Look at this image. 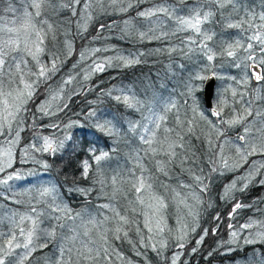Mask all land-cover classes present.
Masks as SVG:
<instances>
[{"label": "snow or ice", "instance_id": "1", "mask_svg": "<svg viewBox=\"0 0 264 264\" xmlns=\"http://www.w3.org/2000/svg\"><path fill=\"white\" fill-rule=\"evenodd\" d=\"M133 6L132 0H0V207L8 206L0 215V264H31L33 254L50 244L55 251L45 264H114L113 257L121 264H133L113 243H132L133 228L140 248H150L160 264H186V256L198 254L209 235V229L200 233L197 229L203 212L212 206L218 177L232 174L218 193L220 200L231 202L229 220L238 210L253 206L240 199L250 187H264V0L259 11L248 0H161L138 11L136 15L150 27L136 31V39L179 41L156 50L178 53L188 62L167 66L178 77L177 87L167 96L101 89L96 99L88 101L91 107L83 119L76 114L75 120L37 125L36 113L50 118L66 114L72 98L84 91L83 86L70 87L79 73H68L55 86L50 83L74 54L79 59L73 69L90 61L82 73L84 81L107 68L141 62L143 53L101 57L97 53L109 47H85L77 53L74 45L77 37L87 39L88 27L98 16L109 10L126 13ZM123 23L124 36H131V20ZM113 26L100 23L92 39ZM114 60L119 63L114 65ZM225 67L239 70V75L220 70ZM41 85L47 98L33 112L29 103ZM160 87L167 90L166 84ZM103 97L124 111L115 115L100 108ZM37 127L55 131L43 135ZM26 128L33 137L22 149L21 163L27 157L47 171L51 166L43 154L55 157L67 152L79 157V176L65 184L17 185V181L33 185L32 178L38 175L14 167V152ZM193 138L205 144V158L194 150ZM122 143L136 147L121 157ZM226 146L240 162L229 163ZM253 156L262 159L249 162ZM244 164L248 167L240 171ZM82 181L88 186L81 187ZM93 193L106 202L91 210H76L70 203L77 194ZM25 194L30 195L27 210H13L11 206L25 203L19 199ZM221 219L219 214L213 217V235ZM169 220H174V227ZM228 229V240L208 251L205 259L242 251L239 239L249 230L243 244L260 247H253L236 264H264V220L250 218L237 227L229 223ZM170 247L175 250L169 255ZM135 255L151 264L139 248Z\"/></svg>", "mask_w": 264, "mask_h": 264}, {"label": "trees", "instance_id": "2", "mask_svg": "<svg viewBox=\"0 0 264 264\" xmlns=\"http://www.w3.org/2000/svg\"><path fill=\"white\" fill-rule=\"evenodd\" d=\"M161 0H143L141 3H136V0H132L134 6L128 10L126 13L112 12L109 10V14L98 16L96 19L92 21V23L88 27V31L86 33L87 39L76 38L74 40V45L76 52L83 50L85 47H98L105 48L109 47L110 50L107 52L97 53L98 56H119L121 53L125 54H140L139 56L140 63L134 64L128 67L119 66V67H111L107 68L104 72H98L91 76L90 80L84 81L82 79L83 70L87 67L90 61L86 60L81 62L78 67L73 69V64L77 62L79 59L78 55L74 54L71 58L67 59L66 63H64L61 71L57 74L53 85L55 86V82L59 81V79L63 76H66L68 73H72L76 75V80H74L73 85L70 86L72 88H77L83 86L84 91L80 95L74 96L69 103L70 110H66L65 113H60L58 117H41L40 113H36L37 116V125L48 124L51 120L59 119L61 121H67L69 118L75 120L77 119V115L79 114V118L83 119V113L91 107L88 104V101L96 99L98 93L101 89H131L137 94L143 96L145 92L151 94L152 92L161 93L165 96L173 89L177 87L178 77H174L171 72L168 71V65L171 63L173 67L177 63H188L184 60L182 56L178 53H172L169 55L166 51L157 52V49H166L170 44L179 42L176 38H172L171 40H144L139 41L136 39V31H147L150 27V24L144 18H140L136 15L138 11L144 10L149 6L159 2ZM250 4L259 9L260 0H248ZM19 7V4L16 5ZM125 20H131L130 29H132L131 36H124V33L121 31L124 29ZM100 23L104 24H114L111 29H106L102 33H100V38L93 40L92 37L97 36L98 34V25ZM235 31V30H233ZM71 35H75V27L72 26ZM124 36V38H122ZM60 40H63V35L60 36ZM119 61L114 60L113 64H118ZM189 67L192 68L193 65L189 64ZM186 75V73H185ZM166 84L167 90L161 89L160 85ZM93 89L92 91H87V89ZM179 90V89H177ZM47 98V92L43 85L38 89V95L34 97V102L29 103V108L35 112L36 106L41 103L43 100ZM103 103L98 105L100 108L107 109L110 113L119 115L124 111L123 107L117 105L115 101L110 100L108 97H103ZM203 102V96L201 100ZM135 115V114H134ZM28 119L31 120V115L28 116ZM201 128L205 131L207 130L206 125H201ZM205 128V129H204ZM38 132H41L43 135H50L54 132V129L40 128L36 129ZM238 131V129L236 130ZM60 135L59 132L56 133ZM231 135H235V132L231 133ZM33 133L31 129L26 128L24 132L21 133V141L20 144L15 149V160L14 167L19 168L23 171L35 170L38 175L37 177H33V185H28L24 181L15 182L17 185L23 184L25 187H33L37 182L44 183H70L73 178L79 176L78 171V159L79 157L71 156L69 153H65L64 155H56L55 157L49 156L47 153L43 154V159L47 160L49 165L51 166L47 171L37 165L33 160L23 157L27 160L26 163H21V152L22 149L32 142ZM193 145H195V151L201 156V158H205V144L202 140H196L193 138ZM136 147L135 144H130L128 147L122 143L120 145V156L124 157L131 151L132 148ZM38 158H40L41 154H36ZM259 158L260 156H253L251 158ZM262 158V157H260ZM250 162V160H249ZM121 165H123V159L120 160ZM247 164L240 169L243 171L246 168ZM67 177V181H66ZM232 174L228 173L223 177H218L216 183L213 187L212 192V206L208 207L206 211L203 212L200 218V229L207 228L209 229V235L205 238L204 244L201 246V250L198 254H191L186 256V263L190 264H236L237 261L241 260L243 257H246L248 253H250L253 247L256 246H242L239 245L243 250L236 251L231 254H219L216 253L210 259H205L207 256V252L216 248L217 245L222 241H227L229 238V229L228 224L232 223L234 227L244 224L250 218L256 220H264V187L253 186L244 193L240 199L245 204L253 205L252 207H247L238 210V214L232 219L229 220L228 214L232 210L231 202H225L218 198V193L221 190L223 184L227 183L229 179H231ZM89 184L88 181L80 182L81 187H87ZM24 189L21 188L20 191ZM19 199L23 200L25 203L23 205H13L11 206L13 210L23 212L22 210H27V201L30 199V195L25 194L19 197ZM106 202L104 199H97L95 193H93L89 197H82L79 194L72 197L70 200L71 205L76 210H81L83 208L93 209L95 205ZM2 203V202H0ZM8 211V206L0 207V215L5 214ZM219 214L221 216V221L219 224V229L216 234L213 235L211 230L216 227V221L213 220V217ZM171 227H174L175 224L173 221L170 222ZM146 232V230H145ZM129 238L132 243H129L128 240H116L113 241L114 246L121 251L125 257L131 259L133 264H146L144 256H136L135 252L139 248L142 252H146L147 261H150L151 264H160L159 258L156 256L150 248L143 249L139 246L140 237L135 232V229L129 231ZM193 238H196L194 235ZM133 244L136 245V248L133 247ZM172 240H169V245L171 246ZM191 245L186 247L184 250L186 253L190 251ZM171 247L168 249V254H171ZM55 251L54 245L50 244L48 248L43 250H38L33 254V258L31 260V264H45V260L47 257L52 256ZM187 260H189L187 262ZM114 264H121L119 260H116L113 257Z\"/></svg>", "mask_w": 264, "mask_h": 264}, {"label": "rangeland", "instance_id": "3", "mask_svg": "<svg viewBox=\"0 0 264 264\" xmlns=\"http://www.w3.org/2000/svg\"><path fill=\"white\" fill-rule=\"evenodd\" d=\"M161 1H159V2H157V3H155V4H153V5H151V6H149L148 8H151V7H153L154 5H156V4H159ZM253 7H255V6H253ZM148 8H146V9H148ZM256 8V7H255ZM256 10L257 11H259L260 9H257L256 8ZM176 43H178V42H176ZM120 55H124V56H128L129 54H125V53H121ZM133 55H135V54H133ZM221 71H227V72H229V73H231L232 75H239V70H237V69H231V68H227V67H225L224 69H220ZM220 82L219 81H217V85L219 84ZM205 129V128H204ZM239 130V129H238ZM205 131H207V130H205ZM226 153L229 155V157H230V159H229V163L231 164V163H235V162H240L239 161V157H237L236 155H235V153H234V150L233 149H230V148H228L227 146H226ZM14 156H15V152H14ZM260 159H262V158H251V157H249V160H250V162L252 161V160H260ZM244 165H246V164H244ZM243 165V166H244ZM248 167V164H247V166H246V168ZM47 182V181H46ZM44 183H45V180H44ZM22 211H26V210H22ZM171 221H173L174 222V220H169V226L171 227V224H170V222ZM201 226V225H200ZM199 229L200 228H198L197 229V232L198 233H200L199 232ZM247 231H249V230H245L243 233H241V237H240V239H239V245H241V247L242 246H245L244 244H243V237H244V235L247 233ZM232 247H237V245H233ZM189 260H187V262H188ZM186 264H190V263H186Z\"/></svg>", "mask_w": 264, "mask_h": 264}, {"label": "water", "instance_id": "4", "mask_svg": "<svg viewBox=\"0 0 264 264\" xmlns=\"http://www.w3.org/2000/svg\"><path fill=\"white\" fill-rule=\"evenodd\" d=\"M217 81H213V84L216 85Z\"/></svg>", "mask_w": 264, "mask_h": 264}]
</instances>
